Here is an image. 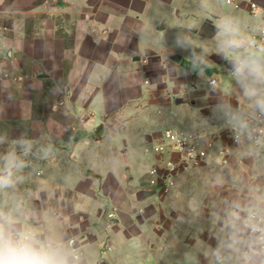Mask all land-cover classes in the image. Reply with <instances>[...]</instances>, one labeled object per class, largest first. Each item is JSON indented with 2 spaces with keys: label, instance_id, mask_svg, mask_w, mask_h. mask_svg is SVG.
<instances>
[{
  "label": "crops",
  "instance_id": "0c3cea01",
  "mask_svg": "<svg viewBox=\"0 0 264 264\" xmlns=\"http://www.w3.org/2000/svg\"><path fill=\"white\" fill-rule=\"evenodd\" d=\"M184 7L181 0H0V157L15 151L26 162L22 182L0 191V206L56 237L79 264H242L248 251L244 225L264 208L263 163L248 137L234 140L218 107L227 100L249 111L238 104L228 60L216 54L215 24L232 16L257 35L264 0L206 11L192 25ZM167 30L196 46L160 43ZM113 124L121 128L115 138L107 135ZM167 130L208 154L179 165L170 190L149 184L151 144ZM129 132L147 133L141 152ZM20 140L31 142L26 156ZM143 154L150 163L141 166ZM233 215L241 218L235 227Z\"/></svg>",
  "mask_w": 264,
  "mask_h": 264
},
{
  "label": "clouds",
  "instance_id": "9594fccd",
  "mask_svg": "<svg viewBox=\"0 0 264 264\" xmlns=\"http://www.w3.org/2000/svg\"><path fill=\"white\" fill-rule=\"evenodd\" d=\"M215 27L216 54L229 62L238 92V104L243 100L249 106V111L244 112L232 108L227 100H221L218 105L238 133L239 140L240 135L250 133L255 123L264 122V42H257L246 35L239 21L232 16H222ZM199 59L201 64L207 63L205 58ZM196 67L194 59L193 68ZM18 144L22 155L26 156L31 151V142L20 140ZM0 163L3 165L0 169V191L13 189L23 180L18 173L26 167L25 160L15 151H10L0 157ZM240 219V216L233 215L229 223L235 227V222ZM244 227L250 229V235L242 264H264V259H257L264 257V208H254ZM0 264H79V260L56 237L42 234L30 227L17 212L0 206Z\"/></svg>",
  "mask_w": 264,
  "mask_h": 264
},
{
  "label": "built area",
  "instance_id": "2783aa9c",
  "mask_svg": "<svg viewBox=\"0 0 264 264\" xmlns=\"http://www.w3.org/2000/svg\"><path fill=\"white\" fill-rule=\"evenodd\" d=\"M227 4L239 7L244 0H226ZM250 12H256L258 5L254 2L248 4ZM264 17V11L262 12ZM257 42H264V27L257 35L252 36ZM215 81H211L214 85ZM236 133L235 141H240L243 136L248 137L259 151L260 159L263 163L264 172V122L255 123L250 133L240 135L237 140ZM151 152L154 156V161L149 169V184L155 188L170 190L175 186V173L179 165H187L192 162H197L207 157V151L200 146L196 141L189 136H185L174 130L164 131L158 137H155L151 144ZM171 157H176V162L171 160ZM73 241L70 245H73Z\"/></svg>",
  "mask_w": 264,
  "mask_h": 264
},
{
  "label": "rangeland",
  "instance_id": "374dc122",
  "mask_svg": "<svg viewBox=\"0 0 264 264\" xmlns=\"http://www.w3.org/2000/svg\"><path fill=\"white\" fill-rule=\"evenodd\" d=\"M181 1L183 2L185 6L184 7L185 10L183 8L182 11H184V13H188L194 16L188 19V23L191 25L194 24L195 21L201 22L203 20V17L206 11L218 12L219 9H223L224 11H228V9H231L230 8L231 6L226 3V0H181ZM190 39L191 38L187 36L184 37L182 35H178L172 30H167L162 33V36L160 38V43H163L167 46H173L175 44H178L179 42L180 43L182 42V43L187 44L188 46H196L195 43L193 44V41ZM202 78L204 80L209 79V75L205 73ZM139 122L141 123V120H139ZM115 125L116 124H113V126L108 129L104 127L105 128L104 130L106 129L108 131L110 130L109 133H107L108 136H112L115 138L117 131L121 129L118 127V130H117ZM137 129L138 128H136L133 131H139V129L138 130ZM103 132L104 131L92 134V138H94L96 141L101 140L102 136L105 135V133ZM146 136H147V133L136 134V133L129 132V135L126 137V139L129 142H132L133 145H139L138 149L141 152L140 145L142 146V148H144V145L146 146L145 144V142L147 141ZM149 163H150V159L145 158L143 154L141 157V163L139 164L141 166H144V164H149ZM140 179L145 183H148L149 181L148 174L144 170L140 172ZM148 264H157V262L154 260H151L149 261Z\"/></svg>",
  "mask_w": 264,
  "mask_h": 264
}]
</instances>
